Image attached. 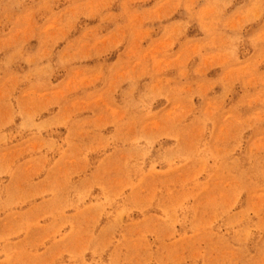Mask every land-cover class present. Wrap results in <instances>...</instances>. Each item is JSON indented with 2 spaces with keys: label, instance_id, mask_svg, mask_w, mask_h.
<instances>
[{
  "label": "rangeland",
  "instance_id": "1",
  "mask_svg": "<svg viewBox=\"0 0 264 264\" xmlns=\"http://www.w3.org/2000/svg\"><path fill=\"white\" fill-rule=\"evenodd\" d=\"M0 264H264V0H0Z\"/></svg>",
  "mask_w": 264,
  "mask_h": 264
}]
</instances>
